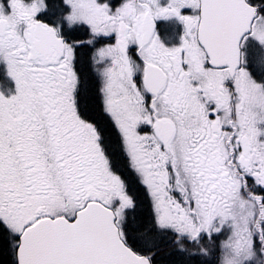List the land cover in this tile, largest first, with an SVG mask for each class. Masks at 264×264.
I'll use <instances>...</instances> for the list:
<instances>
[{
  "label": "snow or ice",
  "instance_id": "snow-or-ice-1",
  "mask_svg": "<svg viewBox=\"0 0 264 264\" xmlns=\"http://www.w3.org/2000/svg\"><path fill=\"white\" fill-rule=\"evenodd\" d=\"M0 264H264V0H0Z\"/></svg>",
  "mask_w": 264,
  "mask_h": 264
}]
</instances>
